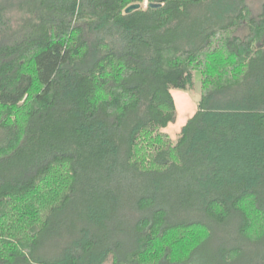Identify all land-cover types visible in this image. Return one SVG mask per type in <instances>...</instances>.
<instances>
[{"label": "trees", "instance_id": "16d2710c", "mask_svg": "<svg viewBox=\"0 0 264 264\" xmlns=\"http://www.w3.org/2000/svg\"><path fill=\"white\" fill-rule=\"evenodd\" d=\"M143 2L0 1V264H264V0Z\"/></svg>", "mask_w": 264, "mask_h": 264}, {"label": "rangeland", "instance_id": "374dc122", "mask_svg": "<svg viewBox=\"0 0 264 264\" xmlns=\"http://www.w3.org/2000/svg\"><path fill=\"white\" fill-rule=\"evenodd\" d=\"M1 1V0H0ZM3 1V0H2ZM261 1L262 0H247L248 4H249V7L250 9L256 13L259 8H260V5H261ZM147 3V0H144L143 2V6H145V4ZM12 17H11V20H10V23L12 25H15L17 19H18V16L19 14L16 13V12H12L11 13ZM199 89H200V81L196 79V86L195 88L191 91V92H186V91H183V93L187 94L190 101L195 105H197V100H198V95H199ZM179 93L175 92L173 93V95H175V98L176 100L179 99ZM184 118H185V113L182 112L180 113L179 116H176V119L174 122H172L170 124V127H169V131L173 134V132H175L176 130L179 129V127L184 123ZM174 137V136H173ZM175 138V137H174ZM58 175L57 177L59 178L60 174H64V171L63 170H59V172H57ZM49 186H51V184H48ZM6 232V231H5ZM197 234H195L196 236ZM2 240V239H1ZM12 239H5V242H10Z\"/></svg>", "mask_w": 264, "mask_h": 264}, {"label": "crops", "instance_id": "0c3cea01", "mask_svg": "<svg viewBox=\"0 0 264 264\" xmlns=\"http://www.w3.org/2000/svg\"><path fill=\"white\" fill-rule=\"evenodd\" d=\"M195 86H196V81H195ZM199 91H200V89H199ZM171 92H172V95L175 92L179 93L178 94L179 95V99L178 100H176L175 95H173V98H174V102H175L177 116H179L180 113H182V112L185 113V118H184V123H185L186 120L195 112L196 105L194 106V104L190 101L188 95L185 94V93H183L182 90L174 89ZM170 124H168V126L164 129V131H166L172 138H174V137H176L177 133L180 131L181 126L183 124L179 127L178 130H176L175 132H173V134L169 131Z\"/></svg>", "mask_w": 264, "mask_h": 264}, {"label": "water", "instance_id": "95a60500", "mask_svg": "<svg viewBox=\"0 0 264 264\" xmlns=\"http://www.w3.org/2000/svg\"><path fill=\"white\" fill-rule=\"evenodd\" d=\"M160 5H161L160 3H152V2L145 4V6L150 7V8H157ZM139 7H140L139 3H132V4H129L128 6H126L124 11H125V13H129L135 9H138Z\"/></svg>", "mask_w": 264, "mask_h": 264}]
</instances>
